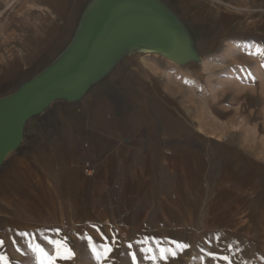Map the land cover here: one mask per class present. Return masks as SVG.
Wrapping results in <instances>:
<instances>
[{
  "label": "rangeland",
  "instance_id": "rangeland-1",
  "mask_svg": "<svg viewBox=\"0 0 264 264\" xmlns=\"http://www.w3.org/2000/svg\"><path fill=\"white\" fill-rule=\"evenodd\" d=\"M78 1L0 0V94L50 58ZM168 2L197 34L202 61L183 67L146 55L91 98L103 94L117 100L148 79L143 64L156 66L157 75L149 78L161 87L168 116L182 123L183 142L190 143L188 133L198 139L199 157L187 177L193 185L201 187L203 178L213 187L214 213L173 217L181 228L152 232L88 222L78 208L56 204L55 184L32 182L26 169L6 159L0 168V264H38L33 249L39 245L55 255L52 241L74 254L55 264H264V214L257 213L264 211V0ZM57 104L32 120L46 118ZM168 122L174 125L169 117ZM196 193L205 197L207 189ZM243 194L246 208L239 204ZM195 204L192 199L194 211L208 210ZM223 204L231 207L229 214ZM105 246L111 248L106 255ZM159 248L171 249L166 260Z\"/></svg>",
  "mask_w": 264,
  "mask_h": 264
},
{
  "label": "crops",
  "instance_id": "crops-1",
  "mask_svg": "<svg viewBox=\"0 0 264 264\" xmlns=\"http://www.w3.org/2000/svg\"><path fill=\"white\" fill-rule=\"evenodd\" d=\"M143 65L149 77L157 75L156 66ZM149 77L117 100L102 94L57 104L46 118L29 121L21 147L6 159H14V168L26 169L32 182L55 184L56 204L78 208L88 222L152 232L181 228L173 217L213 214V187L203 178L201 187L193 185L187 177L199 157L198 139L188 133L190 143L183 142L182 123L168 116L165 95ZM85 162L92 164L90 175L84 173ZM245 188L243 184L240 190ZM202 189H207L205 197L196 193ZM242 197L239 204L246 208V194ZM192 199L195 207L208 210L194 211ZM222 207L231 212L229 205ZM152 220L160 226L151 225Z\"/></svg>",
  "mask_w": 264,
  "mask_h": 264
},
{
  "label": "water",
  "instance_id": "water-1",
  "mask_svg": "<svg viewBox=\"0 0 264 264\" xmlns=\"http://www.w3.org/2000/svg\"><path fill=\"white\" fill-rule=\"evenodd\" d=\"M130 6V0H79L66 35L50 58L30 76L0 94V168L9 154L21 147L30 120L42 116L55 103L90 99L99 90L112 87L137 64L135 58L127 69L123 68L132 55L141 53L124 49L142 44L135 32L120 27L124 24L122 17L132 11L128 9ZM196 39L197 42L180 50L178 57L172 59L152 49L145 51L155 52L183 67L198 64L203 54L198 36ZM114 64L117 68L111 70ZM104 79L110 82L102 84Z\"/></svg>",
  "mask_w": 264,
  "mask_h": 264
},
{
  "label": "flooded vegetation",
  "instance_id": "flooded-vegetation-1",
  "mask_svg": "<svg viewBox=\"0 0 264 264\" xmlns=\"http://www.w3.org/2000/svg\"><path fill=\"white\" fill-rule=\"evenodd\" d=\"M130 1L132 6L128 9L132 11H129L128 15L122 17L124 24H121L120 27H127L132 32H135L142 44L126 46L124 49L129 53L141 52L142 54L140 53L139 56L132 55L124 63V69H127L135 61V58L138 61L146 55H159L155 52L164 54L170 59L178 57L180 50L188 45H192L194 41L197 42L195 31L178 11L171 7L167 0ZM126 44H128V41L124 42V45ZM147 49L155 50V52L145 51ZM143 50L145 53H143ZM159 56L164 57L162 55ZM164 58L170 60L166 57ZM116 68V64L111 66V70ZM108 82L110 80L104 79L102 84Z\"/></svg>",
  "mask_w": 264,
  "mask_h": 264
},
{
  "label": "snow or ice",
  "instance_id": "snow-or-ice-1",
  "mask_svg": "<svg viewBox=\"0 0 264 264\" xmlns=\"http://www.w3.org/2000/svg\"><path fill=\"white\" fill-rule=\"evenodd\" d=\"M0 243H3L0 241ZM54 245V250H55V255H49L48 252L44 249L41 248L39 245H37L33 251H38L37 255V260L38 264H55V261L57 258L60 259H71L72 256L74 255L71 251V249H68L66 246L63 245L62 242L58 241H52L51 242ZM176 243V242H173ZM91 246V245H90ZM179 247H187L188 245H178ZM111 248L105 246V255L107 252H110ZM94 254H96V259L99 260L101 259V256L99 253L96 252V249L93 248ZM171 252V249H165V248H159V253H160V259L166 260L168 257L166 253ZM174 255V253H172ZM151 259H155V257H150ZM0 259H4L3 257H0ZM224 259H227L224 257ZM133 260H135V256H133Z\"/></svg>",
  "mask_w": 264,
  "mask_h": 264
},
{
  "label": "built area",
  "instance_id": "built-area-1",
  "mask_svg": "<svg viewBox=\"0 0 264 264\" xmlns=\"http://www.w3.org/2000/svg\"><path fill=\"white\" fill-rule=\"evenodd\" d=\"M83 170L85 174L90 175L92 173V164H90L89 162H85Z\"/></svg>",
  "mask_w": 264,
  "mask_h": 264
},
{
  "label": "bare ground",
  "instance_id": "bare-ground-1",
  "mask_svg": "<svg viewBox=\"0 0 264 264\" xmlns=\"http://www.w3.org/2000/svg\"><path fill=\"white\" fill-rule=\"evenodd\" d=\"M263 162V161H262Z\"/></svg>",
  "mask_w": 264,
  "mask_h": 264
}]
</instances>
